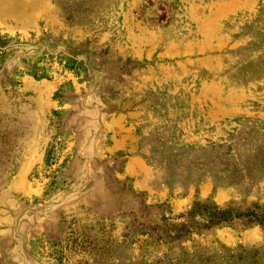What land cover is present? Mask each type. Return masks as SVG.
<instances>
[{
	"label": "rangeland",
	"instance_id": "1",
	"mask_svg": "<svg viewBox=\"0 0 264 264\" xmlns=\"http://www.w3.org/2000/svg\"><path fill=\"white\" fill-rule=\"evenodd\" d=\"M264 0H0V264H264Z\"/></svg>",
	"mask_w": 264,
	"mask_h": 264
},
{
	"label": "trees",
	"instance_id": "2",
	"mask_svg": "<svg viewBox=\"0 0 264 264\" xmlns=\"http://www.w3.org/2000/svg\"><path fill=\"white\" fill-rule=\"evenodd\" d=\"M177 217L185 220L181 226L186 232L195 228L209 229L235 219H244L248 223L264 226V205L255 203L251 207L240 209L196 202L192 208Z\"/></svg>",
	"mask_w": 264,
	"mask_h": 264
}]
</instances>
